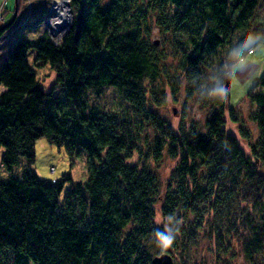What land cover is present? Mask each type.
<instances>
[{"label":"trees","instance_id":"16d2710c","mask_svg":"<svg viewBox=\"0 0 264 264\" xmlns=\"http://www.w3.org/2000/svg\"><path fill=\"white\" fill-rule=\"evenodd\" d=\"M70 7V26L58 42L46 33L13 40L0 65V165L9 172L0 179V264H6V252L14 264H151L162 252L174 264H205L193 255L205 217L211 227L225 217L229 231H236V222L248 228L244 258L264 264V210L242 219L233 204L261 205L264 197V175L255 169L256 159L264 161V90L256 89L264 87V71L248 91L259 131L249 147L253 158L223 127L229 55L246 33L264 41V18L254 19L264 0H71ZM152 22L164 34L160 47L150 39ZM9 27H0V36ZM31 48L34 64L47 62L55 71L72 108H62L40 86L28 62ZM216 58L222 72L218 83L207 84L203 71ZM165 76L172 93L184 77L194 84L189 95L212 105L205 133L175 131L147 108L146 101L159 103ZM107 89L118 91L138 116L89 105L88 93L101 98ZM227 113L241 123L231 107ZM144 120L155 127L151 138L143 132ZM238 132L249 137L241 124ZM42 136L70 156L83 148L88 158L86 180L71 181L62 198L70 174L49 182L32 168ZM135 153L139 161L129 162ZM165 154L178 162L174 183L163 194L149 162ZM157 203L164 225L154 220ZM168 227L172 244L158 247L156 234ZM230 234L213 232L215 251L228 253Z\"/></svg>","mask_w":264,"mask_h":264},{"label":"rangeland","instance_id":"374dc122","mask_svg":"<svg viewBox=\"0 0 264 264\" xmlns=\"http://www.w3.org/2000/svg\"><path fill=\"white\" fill-rule=\"evenodd\" d=\"M16 17L14 23L8 30L0 36V65L5 57L7 49L12 41L17 39H37L42 34L51 36L48 34L47 26L44 22L45 18L53 13L52 4L53 0H19L16 1ZM15 8V0H0V9L5 16H11ZM4 16V17H5ZM264 18V7L257 11L254 15V19L260 21ZM5 20L0 19V25L3 26ZM3 21V22H2ZM150 39L155 40V44L159 47L164 44V34L156 26L154 22L150 24ZM55 43L58 41H54ZM264 43V41H261ZM36 55V50L31 48L28 52V62L36 69L37 80L40 86L45 92H53L57 97L62 108H72L74 102L65 95V92L61 85L56 83V73L50 68L49 63H43L41 65L34 64L33 60ZM173 62L172 58H170ZM219 58L214 60V64L210 67H206L203 71L204 82L218 83L219 73L222 71L217 69V62ZM264 71V54H257L254 58L249 60L247 64L241 69H235L230 67L227 85V96L224 114V129L236 136L239 144L243 151L253 158V154L250 152L251 144H254L259 136V131L256 123L251 119V114L255 110L256 105L253 104L248 97V91L253 87L254 83L258 80L261 73ZM166 79H162V88L159 93V103L155 104L149 101L145 102L147 108L152 110L158 117L165 120L173 130L178 131L180 127L194 128L200 133L207 131L206 121L210 117L213 107L210 103H205L203 98L201 99L197 93L189 95V85L187 80L181 79L178 90L172 93L171 87L167 83ZM257 90H264V87L257 86ZM103 97H98L97 94L88 93V103L90 106L96 107L97 109H104L109 112L123 113L125 115H132L138 112L130 107L125 102L118 91L107 89L104 92ZM210 96V93H208ZM235 111V115L240 122L232 121L227 113L229 107ZM142 127L143 132L151 138L155 132V127H152V122L146 123ZM239 124L243 125L248 133L249 137L240 136L238 132ZM143 147V146H142ZM4 148L0 147V158ZM139 161L137 153L134 154L132 159L129 160L131 163ZM177 159L167 154L163 155L157 162L150 160L149 166L155 173L158 179V186L161 193L167 192L168 183H174L172 172L177 166ZM24 160L20 159L18 165L15 167L14 172L21 173L22 165ZM37 176L49 182H54L60 179L64 174H70L71 179H65L62 184L60 191V198L63 197L67 188L71 186L73 182H84L88 176V158L86 152L81 148L75 155L70 156L65 150L64 146H57L56 144L49 143L45 137H39L35 141V161L32 166ZM255 169L264 175V161L256 159ZM9 178V172L0 165V179L6 180ZM221 186V185H220ZM218 189H223V187ZM215 188V187H214ZM261 205L254 206L252 202L247 203L242 200L237 204L235 201L233 204L236 208V212L243 219L249 212L248 217H255L256 211L260 208L264 210V197L261 198ZM156 225H164L165 220L159 212V203L156 204ZM194 214L191 211H187V218L191 219ZM188 219V220H189ZM228 218L220 220L218 227H211L207 222V218L203 219L204 231L199 234V240L194 247L193 255L197 260H202L205 264H248L243 255V243L247 237L249 229L241 223L236 222L237 229L229 231ZM260 221V220H259ZM258 221V222H259ZM257 222V223H258ZM254 224V223H253ZM219 229L225 235L231 232L229 236V242L231 247L228 249V253L223 255L221 250H214V237L213 232ZM204 234V235H203ZM217 258L216 256H219ZM5 263L14 264L13 258L10 252L5 254ZM30 264H34L30 262Z\"/></svg>","mask_w":264,"mask_h":264},{"label":"clouds","instance_id":"9594fccd","mask_svg":"<svg viewBox=\"0 0 264 264\" xmlns=\"http://www.w3.org/2000/svg\"><path fill=\"white\" fill-rule=\"evenodd\" d=\"M261 37L256 33H246L232 49L229 55V64L235 69L243 68L249 60L258 53L264 54V43H261ZM159 238L158 247L167 248L173 241V230L171 227L165 228L156 234Z\"/></svg>","mask_w":264,"mask_h":264},{"label":"bare ground","instance_id":"6f19581e","mask_svg":"<svg viewBox=\"0 0 264 264\" xmlns=\"http://www.w3.org/2000/svg\"><path fill=\"white\" fill-rule=\"evenodd\" d=\"M71 0H53L51 15L45 18V24L48 31L58 38L61 34L60 28L65 27L69 23V10L68 5Z\"/></svg>","mask_w":264,"mask_h":264},{"label":"water","instance_id":"95a60500","mask_svg":"<svg viewBox=\"0 0 264 264\" xmlns=\"http://www.w3.org/2000/svg\"><path fill=\"white\" fill-rule=\"evenodd\" d=\"M68 10H69V23L65 26L59 29V31L61 32L60 36L58 38L54 39V36L48 31V34L51 36V40L52 41H59L61 39V37L66 33L68 27L70 26V21H71V16H72V12L70 10V4L68 5ZM16 15V0H15V10L13 12L12 17L3 25V26H9ZM228 75L225 76V89L228 85ZM151 264H174V260L171 254L167 253V252H162L160 254H156L151 258Z\"/></svg>","mask_w":264,"mask_h":264}]
</instances>
